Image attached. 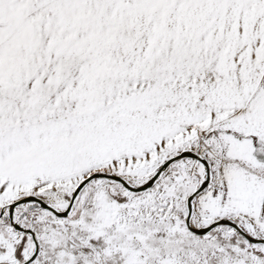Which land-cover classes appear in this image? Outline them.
Wrapping results in <instances>:
<instances>
[{"label": "snow or ice", "instance_id": "1", "mask_svg": "<svg viewBox=\"0 0 264 264\" xmlns=\"http://www.w3.org/2000/svg\"><path fill=\"white\" fill-rule=\"evenodd\" d=\"M0 264H264V0H0Z\"/></svg>", "mask_w": 264, "mask_h": 264}]
</instances>
